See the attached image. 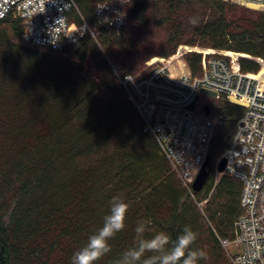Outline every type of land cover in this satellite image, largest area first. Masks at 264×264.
Listing matches in <instances>:
<instances>
[{
    "label": "trees",
    "instance_id": "16d2710c",
    "mask_svg": "<svg viewBox=\"0 0 264 264\" xmlns=\"http://www.w3.org/2000/svg\"><path fill=\"white\" fill-rule=\"evenodd\" d=\"M74 0L86 32L61 51L20 42L22 23L0 19V264H71V257L103 224L114 195L130 208L125 229L99 264H115L132 245L138 221L175 238L184 225L198 233L194 247L207 252L200 264H232L221 244L233 237L242 213V182L215 174L244 107L221 98L207 157L211 171L192 194L162 154L116 72L135 70L153 56L167 58L180 44L233 50L264 60V12L227 0H129L124 25H100L95 5ZM153 23L164 36L141 61L133 30ZM76 56V59L69 55ZM192 75L201 74V54L187 52ZM243 72L260 64L240 57ZM198 96L197 110L205 103ZM208 105V104H207Z\"/></svg>",
    "mask_w": 264,
    "mask_h": 264
},
{
    "label": "built area",
    "instance_id": "2783aa9c",
    "mask_svg": "<svg viewBox=\"0 0 264 264\" xmlns=\"http://www.w3.org/2000/svg\"><path fill=\"white\" fill-rule=\"evenodd\" d=\"M232 1V0H227ZM264 12V0H240ZM129 0H106L95 5L100 25L120 29L126 20ZM78 14L74 0H0V19L21 21L20 42L29 46L61 51L76 46L86 32L94 33ZM186 51H191L188 49ZM150 65L145 72L117 77L134 104L145 132L153 136L182 184L192 194V182L205 162L216 121L197 110L199 88L214 91L215 98L245 103L244 112L222 157L223 173L242 182V213L233 224V237L221 244L232 264H264V60L257 73L243 72L238 52H200L201 74L190 70L172 76L169 64L185 52ZM198 51V50H197ZM196 99V100H195ZM195 100L194 107L189 108ZM220 160V159H219Z\"/></svg>",
    "mask_w": 264,
    "mask_h": 264
},
{
    "label": "clouds",
    "instance_id": "9594fccd",
    "mask_svg": "<svg viewBox=\"0 0 264 264\" xmlns=\"http://www.w3.org/2000/svg\"><path fill=\"white\" fill-rule=\"evenodd\" d=\"M130 205L122 195H114L108 204L102 226L75 251L71 264H99L112 251L111 241L126 227ZM131 246L122 252L115 264H200L207 252L194 247L198 233L184 225L173 238L168 232L155 231L151 219L137 222Z\"/></svg>",
    "mask_w": 264,
    "mask_h": 264
},
{
    "label": "rangeland",
    "instance_id": "374dc122",
    "mask_svg": "<svg viewBox=\"0 0 264 264\" xmlns=\"http://www.w3.org/2000/svg\"><path fill=\"white\" fill-rule=\"evenodd\" d=\"M230 2L238 5L239 7L247 9L248 11L262 12L258 9L253 10V9L248 8L247 6L243 5V3L240 0H232ZM163 36H164L163 29L155 26L153 23H150L148 25H136L134 27V30H133V38H134L133 42L135 45L133 54L135 56V59L141 61L142 59H144L150 55H155L156 54L155 51L158 48L159 43L162 41ZM187 48L191 49V51L198 52V53L203 52V51H208V50H213L215 52H218V51L236 52L233 50H218V49H213L210 47H202V46H198V45L190 46V45L180 44L177 47L174 54L178 53L179 51L184 52L187 50ZM191 51H186L185 54H183V57H180L181 60L184 61L185 70H189V67H188L186 60H185V55L187 52H191ZM238 53H241V52H238ZM174 54H172V55H174ZM200 54H202V53H200ZM241 54H244L241 57H249V58L254 59V57L250 56L249 54H246V53H241ZM69 56L76 59V56H74V55H69ZM171 56H169L167 58L160 57V56H153V57L149 58L148 60L144 61L142 64L140 63V66L137 69L131 70V71H129V73L134 74V73H139V72H145L150 68V65H148L149 63L152 62L151 65H154V64L158 63L160 60H168ZM171 62H170L171 64H169V71H170V73L175 72V75H177L178 70L182 68L180 61L173 59ZM200 101L201 102L205 101L204 104H208V106L211 105L213 107V110L215 109V101L209 102V97L207 95L202 94ZM219 159L217 160V162L219 161ZM215 174H216V176H219L221 173H218L215 170Z\"/></svg>",
    "mask_w": 264,
    "mask_h": 264
},
{
    "label": "water",
    "instance_id": "95a60500",
    "mask_svg": "<svg viewBox=\"0 0 264 264\" xmlns=\"http://www.w3.org/2000/svg\"><path fill=\"white\" fill-rule=\"evenodd\" d=\"M247 7L250 8V9H253V10H257L256 5L249 4V5H247ZM199 92L201 94H204V95H207V96H210V97H214L216 95V93L214 91H211V90H209L207 88H203V87L199 88ZM197 98H198V96H196V99ZM195 100H193L191 102V104L189 105L190 109H192L194 107ZM230 102L234 103V104H237V105H240V106H244L245 105L244 102H242L240 100H237L236 98H232V97L230 98ZM203 112L206 115H208L210 113V108H209V106L207 104L203 105ZM225 165H226V158L222 157L217 162V164L215 166V170L218 173H223L224 169H225ZM210 171H211V166H210V163H209V158L207 157L205 162L201 166L199 172L197 173L196 177L194 178V180L192 182L193 191H198V190L201 189V187L203 186L204 182L206 181Z\"/></svg>",
    "mask_w": 264,
    "mask_h": 264
},
{
    "label": "bare ground",
    "instance_id": "6f19581e",
    "mask_svg": "<svg viewBox=\"0 0 264 264\" xmlns=\"http://www.w3.org/2000/svg\"><path fill=\"white\" fill-rule=\"evenodd\" d=\"M176 60L177 61H180V64H181V69H179L178 70V74L177 75H179L182 71H185V64H184V61L183 60H181V58L180 57H176ZM172 63V62H171ZM170 63V64H171ZM172 74V76H177V75H175V72L174 73H171Z\"/></svg>",
    "mask_w": 264,
    "mask_h": 264
}]
</instances>
